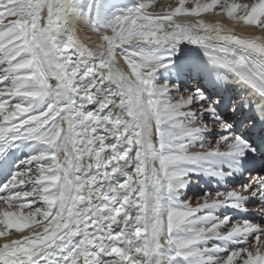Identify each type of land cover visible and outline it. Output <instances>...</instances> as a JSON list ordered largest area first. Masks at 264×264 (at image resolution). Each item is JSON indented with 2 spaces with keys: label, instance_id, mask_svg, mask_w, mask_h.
<instances>
[{
  "label": "snow or ice",
  "instance_id": "obj_1",
  "mask_svg": "<svg viewBox=\"0 0 264 264\" xmlns=\"http://www.w3.org/2000/svg\"><path fill=\"white\" fill-rule=\"evenodd\" d=\"M185 4L153 15L145 2L0 0V175L13 149L28 153L0 184V200L28 212H0V237L31 230L0 246V264H264V227L232 215L264 208V175L236 182L264 158V39L174 19L220 7L264 28V0ZM81 23L97 51L79 40ZM183 44L206 59L185 58L181 72L213 91L173 80ZM202 179L224 190L193 208Z\"/></svg>",
  "mask_w": 264,
  "mask_h": 264
},
{
  "label": "rangeland",
  "instance_id": "obj_2",
  "mask_svg": "<svg viewBox=\"0 0 264 264\" xmlns=\"http://www.w3.org/2000/svg\"><path fill=\"white\" fill-rule=\"evenodd\" d=\"M138 2H145V3L151 4V7L148 9V11L153 15H165L169 11H172L176 7L179 6V3H178L179 0H131V5L130 6L128 5V7H133ZM199 2L201 4H204V3L210 2V0H199ZM221 2L222 3L226 2L227 4H232V3L242 4L243 2H244V4H252V3L257 2V1L256 0H221ZM194 5H195V0H186V4H185L186 7H194ZM219 9H220V7H218L214 11L216 12V10H219ZM161 13H163V14H161ZM222 16L225 17L224 21L223 22L221 21L219 23L222 24L225 28L231 29V31H233L234 33H236L240 36H244V37L264 39V28L260 27L259 25H250L251 28H253V29H252L251 34H250L251 36H248V34H246V35L243 34L244 31H241V29H233V27H231L229 24L226 23L227 22L226 19L227 20L229 19L226 15V12H224V14H222ZM202 17L201 18L192 17V19L200 20V19H203ZM183 18L184 17H176L174 19L176 22H179V23H188L190 21V20H188L189 18H187L188 21L186 20V18H184V19ZM180 20H184L185 22L180 21ZM193 22L197 23V22L192 20L191 23L193 24ZM7 23H9L8 19H6L4 21V25H6ZM241 23L244 24L243 21H241ZM4 25H0V27H4ZM191 47H192V49L193 48L198 49V48H196V46H193V45H190L189 48H191ZM181 48H182V45L180 46V49L178 50L177 53L181 52L184 49H187V47H185L184 49H181ZM176 61L177 60H176V56H175L173 66H174ZM190 74H192V76H190ZM190 74L188 72H181L179 75L181 77V79H175L177 76V75H175L173 80L175 82L182 83V87L187 89L188 91H192L196 87H199V88L205 90L206 92H211L212 90H214L209 85H208L209 86L208 87L206 84L201 83L202 79L199 80V78H200V76H198L199 74L198 75H193V73H190ZM158 75H163V70H161V73ZM193 76H195V78H193ZM187 90H185V92H184L185 97H187L190 94ZM225 92H228V95L226 97H229V98H234V97H236V95H238V93H236L237 91H233V90H231V91L226 90ZM224 94H226V93H224ZM174 99L178 100L179 97H174ZM243 113H245V114L248 113V115L253 114L252 111L249 109H245L243 111ZM225 114L228 116L232 115V113H230V112H226ZM245 114H243L242 118L246 117ZM236 120L240 121L241 117H236ZM209 127L211 128V126H209ZM215 130L216 129H213V131H215ZM240 130L242 132L246 131V129H244L242 126H240ZM215 143H216L215 140H210L207 147H209V148L215 147ZM192 151L193 152H201V151H204V149L195 148ZM27 158H28L27 152H21V151L10 152L6 158V165L10 166V171L4 175H0V184L6 183L7 180L11 178V173L17 170V166H22V161L27 159ZM258 175H260V173H258V172L253 173L251 176L241 177V179L239 181L237 180L236 182L237 183H245L249 179L258 178ZM261 175H263V174H261ZM25 186L27 187L28 185L26 184ZM227 187L229 189H231L233 187V185H227ZM217 190L223 191L224 188L221 185H218L214 180L202 179L200 184L197 185L195 188H193L192 191L189 192V197L187 198V200L190 203L191 207L195 208L199 204H202L204 202L202 197L198 198L196 195L202 194L204 192H210L211 193L210 199H214ZM0 195H3V193H0ZM36 206H38V205H33V207H36ZM3 210L17 211V212L23 211L25 214H27V212H28V209L21 210L17 207H13V208L9 209L8 206L4 203V201L0 200V212H2ZM232 215L234 216L236 221H241V219H243L244 217H247L252 223L260 224L262 227H264V208H262L258 202L255 205H253L252 207H250L246 213L233 212ZM242 216H244V217H242ZM0 218H2V217H0ZM37 219L39 220L41 218L37 217ZM4 227H5L4 225H0V229H4ZM14 233H18V232H16V230L14 228L11 230H8L7 237H9L10 234L12 236V234H14ZM249 250L254 251L255 249L250 248ZM260 250H261V252H264V247H261ZM237 264H239V261H237Z\"/></svg>",
  "mask_w": 264,
  "mask_h": 264
},
{
  "label": "bare ground",
  "instance_id": "obj_3",
  "mask_svg": "<svg viewBox=\"0 0 264 264\" xmlns=\"http://www.w3.org/2000/svg\"><path fill=\"white\" fill-rule=\"evenodd\" d=\"M257 2H258V0H256ZM245 2V1H244ZM244 2L242 3V4H244ZM124 3L128 6H130L131 5V0H124ZM179 3V2H178ZM161 14H163V13H161ZM222 14H224V11L220 8L219 10H216V12L214 11L213 13H204V14H202L200 17H197V18H201L202 16V18L207 22V23H212V24H216V23H219V22H223L224 21V18L225 17H223L222 16ZM239 14V13H238ZM184 19V18H183ZM178 20V19H177ZM187 20V19H186ZM188 20H190L188 23H191L192 22V20L193 21H195V22H197L198 21V19L197 20H194V19H188ZM187 20V21H188ZM180 21H184V20H180ZM226 23L227 24H229L231 27H233V29H241V31H244L243 32V34H248V36H251L250 34H251V31H252V29L253 28H251V26L250 25H246V24H242L241 23V21L240 22H237V21H235V20H233V19H226ZM185 22V21H184ZM193 24H195L194 22H193ZM220 24V23H219ZM231 30V29H230ZM112 33L111 32H108V35H111ZM77 35H78V38H79V40L87 47V48H89L90 50H92V51H97L98 50V46L102 43V41H101V39H100V36L99 35H97V33L96 32H94L88 25H86V24H84V23H81V24H78L77 25ZM185 47H187V49H184ZM190 47V45H188V44H183L182 45V48L181 49H184V50H182L181 52H179V53H177L176 54V62H175V64H174V71H173V73H172V78H174V76L175 75H177L176 76V78L175 79H177V77L180 75V73H181V70H180V66L183 64V62H184V60H185V58H187V57H192V56H198V57H200L202 60H204V59H206L205 57H204V54H203V52L200 50V49H195V48H193L192 49V47L191 48H189ZM96 59H99V57H96ZM116 59H117V61H118V66L120 67V69L122 70V71H124L125 73H127V74H130V69L128 68V66H127V63H126V61L124 60V58L122 57V56H120V55H117V57H116ZM190 74V73H189ZM193 75H198V74H195V73H193ZM190 76H192V74H190ZM198 76H200V78H199V80L200 79H202L201 80V83H204V84H206L207 86L209 85L210 87H212V85L209 83V81L206 79V78H204L203 76H201V75H198ZM193 78H195V76H193ZM208 86V87H209ZM229 91V90H228ZM231 91V90H230ZM226 94H225V96H227L228 95V92H225ZM236 93H238V92H236ZM232 94V93H231ZM239 94V93H238ZM237 96V95H236ZM13 151L14 152H18V151H16L15 149H13ZM257 162H256V160L252 163V164H256ZM251 164V165H252ZM250 165V166H251ZM241 175L240 176H238V181L241 179ZM206 180V179H205ZM219 185V184H218ZM192 190H193V188H192ZM191 190V191H192ZM189 197V196H188ZM187 197V198H188ZM214 198V197H213ZM251 211V210H250ZM241 215V214H240ZM242 217H244V216H242ZM242 220V219H241ZM38 231H42V230H40V229H38ZM31 235V230L30 229H26V230H24V232L23 233H14V234H12V236H11V234H10V236L9 237H7V236H5V237H0V246H2L4 243H10L12 240H19V239H21V238H23V236H30Z\"/></svg>",
  "mask_w": 264,
  "mask_h": 264
}]
</instances>
